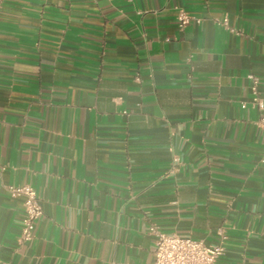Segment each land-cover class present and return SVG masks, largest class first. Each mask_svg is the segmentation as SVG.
I'll use <instances>...</instances> for the list:
<instances>
[{
	"label": "crops",
	"instance_id": "obj_1",
	"mask_svg": "<svg viewBox=\"0 0 264 264\" xmlns=\"http://www.w3.org/2000/svg\"><path fill=\"white\" fill-rule=\"evenodd\" d=\"M255 85L264 0H4L0 264H150L151 225L264 264ZM24 184L43 210L27 242Z\"/></svg>",
	"mask_w": 264,
	"mask_h": 264
},
{
	"label": "built area",
	"instance_id": "obj_2",
	"mask_svg": "<svg viewBox=\"0 0 264 264\" xmlns=\"http://www.w3.org/2000/svg\"><path fill=\"white\" fill-rule=\"evenodd\" d=\"M4 0H0V8ZM182 24L190 21V17L181 14ZM226 23V19L223 20ZM257 84V81H255ZM254 103L264 109V99L260 98L254 88ZM261 125L264 126V118ZM175 167L180 164L179 156H173ZM11 196H23L24 218L21 227V241H31L36 235V227L43 215L40 197L35 188L30 184L8 185ZM150 234L155 236L154 259L150 264H218L219 258L225 250L227 236L220 232V240L217 244H207L203 240L192 237H183L178 234H167L159 230L155 225L149 227Z\"/></svg>",
	"mask_w": 264,
	"mask_h": 264
}]
</instances>
